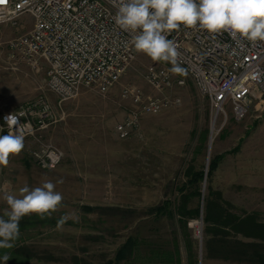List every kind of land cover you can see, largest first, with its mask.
Wrapping results in <instances>:
<instances>
[{
	"label": "rangeland",
	"instance_id": "374dc122",
	"mask_svg": "<svg viewBox=\"0 0 264 264\" xmlns=\"http://www.w3.org/2000/svg\"><path fill=\"white\" fill-rule=\"evenodd\" d=\"M31 24L24 14L17 25L0 27V103L14 110L43 96L58 120L25 138L23 151L0 167V217L7 219L5 191L19 198L21 188L51 181L63 201L50 216L21 218L14 246L0 248V264H258L209 256L205 245L214 231V239L260 244L249 250L261 256L264 240L218 223L207 231L213 224L205 217L210 204L216 218L250 216L264 224V91H256L242 117L227 107L226 119L215 124L208 101L185 72L173 73L170 63L135 50L108 92L83 87L58 104L46 86V61L33 66L8 49V41ZM150 66L165 67L184 83L157 91L145 78ZM126 87L164 97L168 105L142 113L122 138L116 124L138 107L122 94ZM45 146L64 153L53 168L39 167L32 157ZM213 245L221 250L225 244Z\"/></svg>",
	"mask_w": 264,
	"mask_h": 264
},
{
	"label": "built area",
	"instance_id": "2783aa9c",
	"mask_svg": "<svg viewBox=\"0 0 264 264\" xmlns=\"http://www.w3.org/2000/svg\"><path fill=\"white\" fill-rule=\"evenodd\" d=\"M116 13L113 0H0V27L17 25L22 15L30 16L31 29L11 38L8 49L33 66L39 59L46 61V86L61 104L83 87L108 92L134 59L132 35L115 24ZM166 35L177 46L185 74L208 101L212 123L226 119L227 107L236 118L242 117L256 91H264V42L237 41L226 32L213 34L183 25ZM145 78L157 91L184 83L158 66H150ZM122 94L138 105L115 126L122 138L138 126L142 113L154 114L168 105L164 97H145L129 87ZM10 114L18 117L24 139L41 135L58 120L52 104L39 96L14 110L0 109V135L15 134L16 129L5 122ZM32 157L39 167L53 168L64 153L45 146Z\"/></svg>",
	"mask_w": 264,
	"mask_h": 264
},
{
	"label": "clouds",
	"instance_id": "9594fccd",
	"mask_svg": "<svg viewBox=\"0 0 264 264\" xmlns=\"http://www.w3.org/2000/svg\"><path fill=\"white\" fill-rule=\"evenodd\" d=\"M117 7L115 24L132 35V44L152 61L167 62L173 73H183L178 63L179 52L166 34L185 28L209 33H228L233 40L264 42V0H113ZM15 134L0 135V167H6L12 156L24 149V135L18 117H5ZM46 181L40 187L20 189V197L5 191L7 219L0 217V248H12L19 234V221L27 215L50 216L62 204L63 196ZM8 259L7 255L4 257Z\"/></svg>",
	"mask_w": 264,
	"mask_h": 264
},
{
	"label": "trees",
	"instance_id": "16d2710c",
	"mask_svg": "<svg viewBox=\"0 0 264 264\" xmlns=\"http://www.w3.org/2000/svg\"><path fill=\"white\" fill-rule=\"evenodd\" d=\"M217 159V158H216ZM216 159L213 160V162L211 163L210 166V170H212L215 167L216 164ZM214 209L210 204L207 207V215L205 217V221L208 224H213V228H210L209 226H207V231H211L215 228H217L215 226V223H218L220 225V227H228L231 226L233 228H236V232L243 234L245 237H249L252 236L254 238H259L264 240V224H260V223H254L252 221V218H250V216L244 217V218H240L238 221H236V219L233 216H230L229 214H227L224 217H220V218H216L215 217V213H214ZM254 228L256 229V233L254 235H251L248 231ZM220 230V229H218ZM218 231H214L211 238L207 240L206 242V249H207V254L209 256H213V257H223L224 258H233V259H237L240 261H249V262H257L258 264H264V255H259L257 254V251L252 252L253 254H250V250L251 248H257L260 246V244H256V243H249V242H242L239 240H233V239H229L227 238L228 241L226 240H222L221 239H214V236ZM214 242H218V243H224L225 245L222 247L221 250H218L219 248H216V245H213Z\"/></svg>",
	"mask_w": 264,
	"mask_h": 264
},
{
	"label": "crops",
	"instance_id": "0c3cea01",
	"mask_svg": "<svg viewBox=\"0 0 264 264\" xmlns=\"http://www.w3.org/2000/svg\"><path fill=\"white\" fill-rule=\"evenodd\" d=\"M0 109L5 110V105L0 103Z\"/></svg>",
	"mask_w": 264,
	"mask_h": 264
},
{
	"label": "water",
	"instance_id": "95a60500",
	"mask_svg": "<svg viewBox=\"0 0 264 264\" xmlns=\"http://www.w3.org/2000/svg\"><path fill=\"white\" fill-rule=\"evenodd\" d=\"M210 144V143H209Z\"/></svg>",
	"mask_w": 264,
	"mask_h": 264
}]
</instances>
